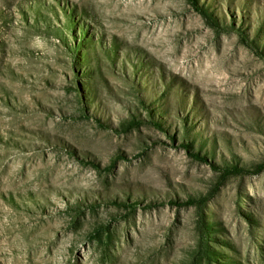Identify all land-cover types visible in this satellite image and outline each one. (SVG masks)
<instances>
[{
    "label": "rangeland",
    "instance_id": "1",
    "mask_svg": "<svg viewBox=\"0 0 264 264\" xmlns=\"http://www.w3.org/2000/svg\"><path fill=\"white\" fill-rule=\"evenodd\" d=\"M0 264H264V0H0Z\"/></svg>",
    "mask_w": 264,
    "mask_h": 264
}]
</instances>
